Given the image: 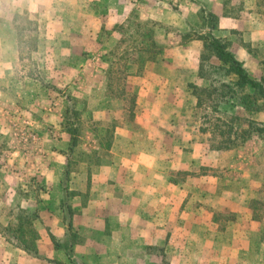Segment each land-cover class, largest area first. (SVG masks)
Returning <instances> with one entry per match:
<instances>
[{
	"label": "crops",
	"instance_id": "obj_1",
	"mask_svg": "<svg viewBox=\"0 0 264 264\" xmlns=\"http://www.w3.org/2000/svg\"><path fill=\"white\" fill-rule=\"evenodd\" d=\"M92 1L89 21L80 19V14L90 15L85 11V4H91L88 0H12L10 4L16 9L13 18L25 11L38 22L35 53L39 60L45 56L50 60L47 74L39 73L41 81L25 78L28 86L36 81L42 90L84 89L83 103L93 118L118 116L120 123L107 148L110 159L96 167V176L88 171L92 169L89 164L80 163L69 189L64 178L67 168L60 162L53 165L44 160L37 167L44 171L43 180L52 186L53 194L39 201L34 222L39 258H31L0 233V264H49L47 259L71 264L64 250L52 242V237L62 241L68 233L64 187L72 194L67 202L71 230L77 235L73 256L83 264H160L154 250L160 248L169 264H264V212L254 207V200L264 199L260 194L264 192V155L261 166L255 167L254 162L244 163L246 157L229 160L232 150L210 148L208 135L199 128L198 99L191 88L207 86L198 78L203 43L190 33L202 27L201 10L214 14L218 20L212 35L229 41L230 51L248 76L260 79L264 73V0ZM47 11L54 12L48 22L43 21ZM59 11L64 15L55 16ZM133 12L138 19L131 22ZM39 22H46L47 31L40 30ZM129 26L149 34L141 40L142 45L149 44V52L139 55L145 64L149 53L148 67L133 61L127 70L121 69L115 52L100 49L104 46L99 42L101 33ZM4 42L2 37L0 45L13 51ZM14 43L17 47V40ZM109 68L116 80L121 74L134 77L136 96L131 105L140 107V125L135 116L125 121L123 96H106L92 89L101 73L106 86ZM15 73L0 48L3 125L9 118V101L15 100ZM191 119L199 124L192 125ZM42 129L40 134L47 132ZM53 130L59 134L65 129L54 124ZM261 138L252 144L262 145L264 151V134ZM246 150L250 161L253 149ZM255 170H259L256 178Z\"/></svg>",
	"mask_w": 264,
	"mask_h": 264
},
{
	"label": "rangeland",
	"instance_id": "obj_2",
	"mask_svg": "<svg viewBox=\"0 0 264 264\" xmlns=\"http://www.w3.org/2000/svg\"><path fill=\"white\" fill-rule=\"evenodd\" d=\"M0 1V41L2 37H4L6 42L3 44L13 47V51H9L6 46L2 47L0 45V48L2 55L6 56V60L8 62L11 61L12 67L15 68L16 77L14 80H16V84H18L14 87L15 100L13 102L9 101V106H7L9 107V118L4 119L6 122L3 120L6 125L0 122V124H2L1 128H3L2 133H4L0 139V222L3 223V228L7 226L11 228L16 227L18 224L16 221V214L18 213L19 207H34L32 209L36 208L35 210L38 212L40 206H38L39 201L53 198V194L50 192L52 186L45 184L43 180V175H45L44 171L41 170L40 167L37 168L44 160L53 165L60 162L64 168L68 169L69 174L64 176V178H66V186L69 189L71 178H75L76 174L79 172L80 163L89 164L92 169L91 171L88 169V171L96 176V167L108 162L110 159L107 148L112 146L113 130L119 125L120 120L118 116L117 118L112 116L105 120H96L93 118L88 105L83 103L84 97L81 95L86 93L84 89L75 90L73 88L74 90H68L64 87L65 90L62 87L61 89L49 88L48 90H42L36 81H33L32 85L28 86V80L25 78H33L34 76H39V73L43 72L47 74L46 64L49 66L50 60H48L46 56L43 61L42 58L39 60L38 54L35 52H28L22 45L17 44L16 47L14 43L16 39L13 30V21H11L13 12L16 9L13 10L10 8L12 0ZM88 1H91V4L86 3V9L85 7L84 9L87 13H90V15L80 14V19L81 17H86L89 21L92 15L91 9L93 1ZM134 1L138 0H131L130 2L134 4ZM82 5L83 2L80 4L79 9H81ZM35 15L38 17L37 13ZM62 15H64L62 11L55 14V16ZM43 16V21L48 22L49 16H54V12H43ZM46 16H48V18H46ZM130 17L133 19L131 22L138 19L135 12H133ZM30 18L35 19L33 16H30ZM39 26L41 31H47L48 26L46 22H39ZM100 35L99 42L101 45H104L100 49L104 50L105 48L107 51L115 52V56L119 57L121 69L127 70V65L132 64L133 61L136 62V65L140 64L143 67L146 65L147 67L149 66V53H147L148 56H146L147 61L145 59V64L144 61L141 62L139 59L140 53L149 52L150 49L148 43L147 45L146 43L142 45L141 40L147 38L149 35L145 30L129 26L115 30V32L104 31ZM153 51L155 50L153 49ZM158 51L162 52V50ZM110 60L111 59H108L107 62ZM261 68L264 71V65H262ZM121 75L122 77L116 80L113 69L109 68L106 86L104 80L105 75L101 73V75L94 80V87H92V89L96 88L95 92H103L106 96H123L125 99V111L123 113L125 121H133L134 118H132V116H135V120L138 121L137 124L140 125V107L138 109L137 105H135V107L131 105L133 97L135 98L136 96L132 90L136 82H134V77L130 74ZM140 75L142 76V74ZM24 85H27V87ZM68 86L70 85L68 84ZM40 91L43 94H40ZM250 96L249 90L243 93L242 98L246 101V104L242 108H238V116L241 119L251 118L263 120L264 101L262 99H254ZM4 101H6L5 98ZM74 104L77 105V109ZM170 108L172 111V107ZM221 109L223 111L229 110V108H225V106H222ZM247 109H251L252 111ZM74 111L78 112L77 116L74 115ZM231 112L236 113L235 110ZM170 113L165 115H169ZM154 114L156 115V113ZM138 115L139 118H137ZM76 117H78V121L75 120ZM191 121L192 125L199 124L196 123L194 119H191ZM70 123H74L78 129L77 146L74 149L70 147L71 135L69 131L71 128L65 127V124L69 125ZM54 124L62 129H67V133H64L65 130H63L57 134L56 131L53 130ZM240 125H242V123H240ZM44 128L47 129V132H41L40 134L39 130H44ZM261 139V137H253L250 142L247 141L241 144L235 150H232V158H229V160L234 162V160L240 157H246L243 159L244 163L254 162L255 167L261 166V157L264 155V151L260 149L262 145L260 147L259 144H252V140ZM247 147L254 150H251L253 157L250 158V161L247 160V157H250V152L246 150ZM44 151L49 152L46 154ZM258 151L261 152L259 153ZM45 155L46 159L44 158ZM5 165L7 166L2 168ZM66 165L67 167H65ZM42 171L43 174H41ZM82 171L85 172L86 169ZM15 173L19 174L16 176ZM254 173V177L256 178L259 170H255ZM180 176L183 177L182 175ZM85 186L86 185L83 183L82 188L84 189ZM259 191H261V189ZM260 194L264 196V192H260ZM254 207L259 210V213L264 212V199L254 200ZM220 220L224 221L225 215H222ZM32 223L34 227V222ZM2 225L0 224V227H2ZM34 229L36 230L35 227Z\"/></svg>",
	"mask_w": 264,
	"mask_h": 264
},
{
	"label": "trees",
	"instance_id": "obj_3",
	"mask_svg": "<svg viewBox=\"0 0 264 264\" xmlns=\"http://www.w3.org/2000/svg\"><path fill=\"white\" fill-rule=\"evenodd\" d=\"M30 14L22 11L13 18V29L19 45L28 52H35L38 40V22L30 18ZM202 27L194 29L192 33L202 41L203 48L198 61V78L207 82L205 88L192 85V92L198 99L196 105V118L200 121V131L208 135L210 148L216 150H233L253 137H261L264 134V121L255 119H241L238 116V108H242L246 101L242 95L247 90L250 97L264 101V73L260 79H252L234 54L230 51V42L216 38L211 31L217 28V17L205 10L200 11ZM40 80L39 76L33 77ZM229 108L222 110L221 107ZM264 107V104H263ZM235 110L236 113L231 112ZM252 111L251 109H247ZM78 112L74 111L77 116ZM78 121V117L75 118ZM242 123V125H240ZM65 127L71 128L70 147L77 145L78 129L74 123ZM69 174L68 169L64 176ZM62 206L65 208V220L68 225V233L64 240L60 241L52 237L56 249H63L71 264H83L73 256V246L76 234L71 230L72 212L67 200L72 196L64 187ZM38 219V212L32 208L19 207L16 214V227H0V233L11 244L17 246L31 258H39L37 241L38 233L33 223ZM160 256V264H169L163 249H154ZM49 264H63L55 259H47Z\"/></svg>",
	"mask_w": 264,
	"mask_h": 264
}]
</instances>
